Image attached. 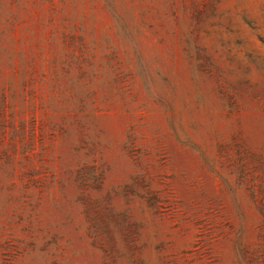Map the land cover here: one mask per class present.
Wrapping results in <instances>:
<instances>
[{"label": "rangeland", "instance_id": "rangeland-1", "mask_svg": "<svg viewBox=\"0 0 264 264\" xmlns=\"http://www.w3.org/2000/svg\"><path fill=\"white\" fill-rule=\"evenodd\" d=\"M0 264H264V0H0Z\"/></svg>", "mask_w": 264, "mask_h": 264}]
</instances>
